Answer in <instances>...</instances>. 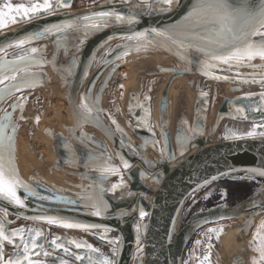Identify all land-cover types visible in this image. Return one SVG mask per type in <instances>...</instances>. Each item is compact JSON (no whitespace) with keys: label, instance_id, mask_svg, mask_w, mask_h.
I'll return each instance as SVG.
<instances>
[{"label":"water","instance_id":"1","mask_svg":"<svg viewBox=\"0 0 264 264\" xmlns=\"http://www.w3.org/2000/svg\"><path fill=\"white\" fill-rule=\"evenodd\" d=\"M7 1L11 0H0V2ZM17 1L35 2V0ZM72 1L70 0V7L60 8L54 14L40 15L30 21L18 19L15 23L10 22L7 27L0 29V47H5L31 33L40 32L50 25L78 20L93 12L115 10L126 16L134 13L140 14L131 24L109 20L107 26L100 30H90L85 33L77 26L68 30L66 34L47 33L32 40L30 44L24 45L23 48L5 47V51L0 52V57L8 61H13L18 56L28 55L25 49L30 50L34 47L40 51L31 54L36 57V62L32 63L30 68L31 73L35 75L29 76V79L35 82V86L23 87L20 91L13 90L10 94L0 96V117L5 115V111L11 114V124L7 127V132L14 137L15 164L19 171L17 137L22 128L21 122L30 120L39 125L43 121L39 115L27 112L28 105L32 104V92L39 89L46 90L48 85L55 84L56 80L62 87L70 84L68 100L72 122L64 121L60 127L46 123L44 133L54 142L56 154L54 169L60 171V168L64 167L65 172L73 176L81 173L88 174L92 177V190L89 191L90 188L81 182L69 183L70 180L68 181L70 185L64 186L67 188L50 186L41 172L33 167L27 178L20 176L36 190L34 195L27 193L24 189L20 190L22 198L27 196L25 206L19 207L8 201L0 200V220L4 221L6 231L10 232L23 227L26 229L24 233L26 238L28 237L27 229L41 231L43 235L39 238V242L43 244L44 250L52 254L50 257L43 255L38 257L46 261V264H60L56 257L67 260L68 264H70L69 260L65 256L75 259L65 254L63 249L50 246V241L60 237L58 243H64L71 252L84 254L87 250H78L74 245H69L67 241L72 239L87 241L84 234L88 231H91L90 233L100 242L117 249L116 254L113 253V248L109 249L111 253H106L105 248L96 247L87 241L100 250L94 256L99 258L102 254L114 264H131L141 240L144 245L141 264H183L186 247L193 236L208 225L225 221H241V229L249 235L253 228L254 218L264 213V182L260 191L233 205L221 204L198 211L191 217H188V211L184 208L191 195L200 192L213 182L238 179L239 174L252 177L246 170L264 168V138L236 139L230 138L229 135L230 132L243 135L254 124L264 123V113L255 111L264 103L260 97V94L264 93V83L260 82L264 79V60L257 57L252 61L257 65L256 67L218 64L205 69L202 61L208 58L195 49H190L186 55L182 56L174 46L153 40L146 49L141 47L137 50L136 42L128 40L133 32L163 28L176 23L192 7L195 0H173L169 12L144 10L143 0H104L98 4L91 0L89 7L80 10L72 9ZM148 2L153 5L154 9L163 6L160 0H148ZM151 39L150 36L149 40ZM126 45L128 47H125ZM157 54L163 56L161 61L153 57ZM164 58L170 59L164 60ZM131 63L139 64L137 68L139 74L153 73L154 76L167 75L171 78L160 99L158 98L160 93L157 95L152 93L155 89L156 78L151 80L146 91L136 86L128 89L125 105L131 119L128 123L129 138L126 140L127 133L118 134L116 131L117 125L119 129L123 128L121 124H115L105 116L111 109L106 107L104 97L109 93L111 82L116 80L119 67ZM238 74L239 79L236 78ZM21 75H23V66H21ZM180 76H197L228 87L216 105V113L208 133L211 108L208 100H210L211 91L202 92V87L197 83L196 77L188 81L191 89L198 90L195 94L191 116L182 114V124H177L176 117L174 128L171 126L167 89L171 81ZM222 76L229 78H218ZM8 83L9 81L6 80L5 84ZM3 86L0 85V88ZM202 93L207 95H202ZM85 95H88L92 101L98 102L97 107L100 110L93 113V116L98 119L92 117L84 119L78 115V105ZM7 99L11 100L10 104L3 108ZM21 101L23 107L14 106ZM239 108H243L244 112H237ZM23 115L25 119L21 121ZM153 118L155 125L152 123ZM13 125L17 126L15 131H13ZM91 129L97 130L101 136L92 133ZM220 130H223V134L217 137ZM185 134L187 140L182 148L181 137ZM132 135L139 137L141 142H134ZM157 137L162 140L161 146L163 147L160 149L163 150L164 155L153 156L148 153V148L159 151L155 147V143H158ZM208 142L212 144L207 146ZM29 145L33 148V143ZM193 148L195 150L192 153ZM124 160L129 163L128 168L123 167ZM106 163L116 166L118 171L108 175L102 181L99 169ZM168 165H170L169 168ZM166 168L168 171L164 174ZM124 171H128L130 177L129 180L123 181L125 187L118 188L117 194L108 191L107 189L115 184L113 178L120 177ZM225 173L227 174L224 175ZM213 176L218 178L207 185L197 187L203 185L206 179L211 180ZM146 178L156 184L160 183L159 189L155 190L147 185L144 182ZM253 178L264 180V177L259 175ZM101 186L105 189L102 195L109 205V210L106 214L95 216L92 215L90 201L87 197L99 195ZM43 197L52 198L43 199ZM141 208L147 213L143 218L139 216ZM181 211L180 227L173 238V225ZM38 216H53L101 227L65 228L59 223H49L46 219H34ZM13 217L20 218V220L22 218L24 221L17 222L13 220ZM146 218H148L147 222L144 221ZM141 222L146 227L142 234H138L137 225ZM53 225L64 230L81 231V239L62 233H53L54 237H50L48 232L56 230L52 229ZM112 231L119 233V238L116 239L118 244L110 242L113 240ZM96 232L105 234V238L102 239L99 234L95 235ZM22 247L23 244H20L21 249ZM3 248L6 259L14 258V253L17 251L14 245L6 242ZM245 248L243 243L239 253L241 256L235 252L231 258V264H248ZM111 254L113 257L110 256ZM78 262L81 264L80 261Z\"/></svg>","mask_w":264,"mask_h":264},{"label":"snow or ice","instance_id":"2","mask_svg":"<svg viewBox=\"0 0 264 264\" xmlns=\"http://www.w3.org/2000/svg\"><path fill=\"white\" fill-rule=\"evenodd\" d=\"M163 5L159 9H154L153 5L148 0H143L142 8L149 12L158 10L161 12L171 11L173 0H160ZM70 7V0H35L31 4H15L5 3L0 6V29L7 27L11 23L19 20H32L40 15L54 14L60 8ZM140 13L124 15L119 11H105L93 12L90 15H85L78 20L65 21L63 24H53L45 27L40 32L31 33L21 39L6 45L5 47L23 48L24 45L30 44L32 40L40 38L47 33L66 34L68 30L80 27L85 33L90 30H100L107 26V21L114 20L117 23L131 24L136 20ZM152 37L149 40V37ZM129 41L136 42L137 50L141 47L147 48L148 44L156 40L160 43H165L169 46H174L182 56L186 55L190 49H195L204 54L208 59L202 61L203 68H212L218 64L228 66H248L256 67L253 64L257 57L264 60V0H195V3L187 11V13L176 23L166 25L163 28L145 29L142 32H133L128 37ZM83 42L82 40L80 41ZM5 47H0V52L5 51ZM125 47H128L127 45ZM28 55L18 56L13 61H8L0 57V96L10 94L15 91H20L23 87L35 86V82L29 79V76H34L31 73V64L36 62V57L32 53L40 51L37 48L25 49ZM214 62V63H212ZM21 66H23V75H21ZM207 74V73H206ZM220 79H228L227 76L218 77ZM237 79L240 78L238 74ZM9 81L5 84V81ZM264 83V79L260 81ZM123 88V85H121ZM202 95H207L202 93ZM261 100L264 101V93L260 94ZM26 99V98H23ZM150 99V97H146ZM96 101H92L88 95H85L81 103L78 105V115L84 119L94 117L93 113L99 111ZM15 107H23V102H18ZM255 111L264 113V103ZM237 112L243 113L244 109L239 108ZM23 118V117H22ZM39 121V117L36 118ZM113 123H116L113 120ZM11 124V114L5 111V115L0 117V200L8 201L19 207L25 206L27 196L22 198L20 190L24 189L27 193L36 194L35 188L27 181L23 180L18 168L15 164L14 156V137L7 132V127ZM15 131V125L12 126ZM119 129V125H117ZM259 130V131H258ZM122 131V130H121ZM230 138L243 139L245 137L264 138V123L254 124L253 127L243 135H237L230 132ZM187 140L186 134L181 137V147L185 146ZM163 151V150H162ZM174 158V157H173ZM123 160V157L121 158ZM111 158L109 157V161ZM123 167L128 168L129 163L124 160ZM99 171L101 172L100 179L103 181L108 175L117 172L118 168L108 163L101 165ZM235 171V169H233ZM249 176L254 177L259 175L264 177V168H252L246 170ZM225 173L224 175H226ZM143 175V174H142ZM218 177L213 176L211 180H205L202 187L216 180ZM125 187L121 178V182L113 184L108 191L115 193L118 188ZM92 189L90 188L89 191ZM105 189L100 187V194L89 196L92 215L101 216L106 214L109 210V205L105 201L102 193ZM131 195V193H130ZM52 197H43V199H51ZM75 201H73L74 203ZM6 215V213H5ZM147 213L143 208L139 211L141 218L145 217ZM34 219L47 220L49 223H59L65 228H98L100 225L83 224L80 222H72L67 219L53 217V216H38ZM145 225H137V233H139ZM26 229L23 227L13 229L10 232L6 231L4 221L0 220V264H46V261L39 259L41 255L50 257L52 254L44 250L43 244L39 242V238L43 233L36 229H27L28 237L24 233ZM107 231V229H105ZM210 232H215L217 238L223 231L220 229H210ZM104 238V237H102ZM60 237L54 238L50 241V246L55 249H63L67 255L74 257L81 264H114L108 257L100 255L99 258L94 256L100 252L99 249L87 243V241H77L75 239L67 241L69 245H74L78 250H87L84 254L78 252H71L64 243H58ZM208 248L211 249V237H208ZM12 244L17 251L14 253V258H5L4 244ZM113 244H118V240L110 241ZM197 244L200 241L196 242ZM253 244L256 245V251L259 253L258 258L253 259V264H264V222H261L254 235ZM20 244H23L22 249ZM39 250V251H38ZM117 249L113 248V253L116 254ZM36 257V258H34ZM60 264H68V261L61 258ZM200 264H211V252L203 257Z\"/></svg>","mask_w":264,"mask_h":264},{"label":"rangeland","instance_id":"3","mask_svg":"<svg viewBox=\"0 0 264 264\" xmlns=\"http://www.w3.org/2000/svg\"><path fill=\"white\" fill-rule=\"evenodd\" d=\"M103 1L104 0H92V2L95 4H98L99 2H103ZM5 3H12L13 5L24 3L27 5V4H31L34 2L33 1L25 2V1L11 0V1H7V2H0V6L4 5ZM150 64H152V63H150ZM127 65H129V64H127ZM138 66H139V64L134 66V68H132V69H130L128 66H125L121 70V74L123 76V79L119 84H117V88H115L116 92L114 93V97H113L114 100H119L121 103L125 102L127 92H128V88H132L133 86H136L140 90L145 91L146 88L148 87L150 80L155 78V77H158V76H154L153 73H149V74L137 73ZM165 82H166L165 79L161 80V84L155 90L157 92L155 95L160 93L161 89L163 88L162 85ZM210 82H211L210 83L211 85L210 84L205 85L202 87L201 90H202V92L207 90L208 92L211 91V93H212L210 100H208V101L211 105V108H210L211 114L210 115H211V118H213L215 115V114L213 115V112L215 111L216 105L220 101V97H219V92H217L218 87L216 85H213V87L209 88V86H212V83L215 84L212 81H210ZM121 85H123V88H121ZM50 86H51V89L50 88L46 89V90L39 89V90L32 92L31 100H32L33 105L34 104L36 105L37 102H42V101H43V103L45 102V104H47V105L44 108L39 107L38 110L33 109L32 104L28 105V111L27 112L29 114H37L39 116L46 117L47 108H48L47 106L51 102L50 100L52 99V97H55L54 102L57 100L56 101L57 104H59L61 107L62 106L63 107L65 106V108L67 107V103L62 100L64 90H65V92H67L65 87H62L64 89L63 90L62 88H60L58 85H55V84H52ZM188 86L190 87L189 82H188ZM190 89H191V87H190ZM192 90L195 91V94L198 91L196 88L192 89ZM182 91H183V93H182ZM107 97H106L105 101H106V104H109L110 103L109 98H107ZM173 97L177 98L176 99L177 107L180 110V113L177 116V121H176L177 124L179 125V124H182V122H183L182 117H181L182 114H184L185 116L187 115L189 117L192 114L191 104L188 100V90L184 89V88L183 89L176 88L174 93H173ZM10 101H11L10 99H7L3 105V108L8 107L10 104ZM125 107H126V105H125ZM49 109L50 110H48L49 111L48 117H46V119H44L39 125H36L34 122H32L30 120H26V121L21 122L22 128H21L19 135L17 137L18 138L17 158H18L20 166H21V168L25 174L28 175L31 172L30 163L32 161H34L39 165V167L44 172H46V173L51 172V176L53 174L54 179L59 180L62 176H67V175L59 173V172H55L53 167H52L53 166L52 165L53 153L51 152V150L54 151V145L51 146V143L49 141H51L53 144H54V142L51 138H49L45 135L44 129L46 126L45 124L47 122L49 123L50 126H56L58 124V122L56 120L52 119L53 116H55L53 114L54 110H52L51 108H49ZM125 111L127 113V109H125ZM22 117H21V121L25 119L24 115ZM65 119H66V113H65ZM67 120H64V121L68 122ZM209 128H210V126H209ZM221 134H223V130H220L219 134H217V137H220ZM30 143H33V148L30 147V145H29ZM159 151H161V152H159ZM159 151L156 154L154 153L153 156L164 155V153H162L163 151L161 149H159ZM44 156H45V158H47L46 160H43ZM31 165H32V163H31ZM164 171H165L164 174H166L168 169H164ZM69 175L73 176L71 174H69ZM238 177H239L238 179H229V180H234V181L237 180V182H246L248 184V186L250 187L249 188L250 190L248 193L243 194L242 192H239L240 189L236 183H227L226 185L222 186L221 189H219V190H218V188L210 189L202 197H200V198L196 197L194 201H191L193 203L190 206H188L187 208H184L185 211H188V217H191L193 214H195L198 211L205 210V209H208V208H211L214 206H218L221 204H227V205H233V203L236 204V203L248 198L253 193L260 191L263 188V182L264 181H261L258 178L248 177L250 180L255 181V182H252V181H248V180L240 181L244 178V174H239ZM121 178L123 181L129 180L130 177L128 175V171H124L123 175H120V177L113 178L114 183L117 184L116 182L121 181ZM146 180H149V178H146L145 181ZM150 182L154 183L152 180H150ZM67 185L69 186L70 184L67 183ZM153 187L155 189L157 188V186H153ZM115 193L117 194L118 191H116ZM147 200H149V198H147ZM197 201H201V203H200L201 206L198 205ZM181 216H182V211L178 215L177 224H176V231H175L176 234H177L179 227H180ZM13 220L20 222L22 220V218L20 220V218L13 217ZM147 220H148V218L144 219L145 222H147ZM22 221H24V219ZM261 222H264V213L260 214L254 218L253 227H255L257 229L259 227V225L261 224ZM141 224H142V222L140 223V225ZM241 227H242V222L239 220H234V221H225L222 223L213 224L209 227L202 229L195 236V238L192 241V243L190 244V246H188V249H187V251L183 257V264H200V261L203 259V257L205 255L208 254L209 251L211 252V264H231L230 260L233 257V255L235 254V252L239 248H241L240 246H242L243 243H245V244L249 243V238L245 235V233L241 229ZM220 228L223 229V231L219 234V238H220L219 240L221 241V239H222L224 241L223 249L221 250L222 256L224 259L221 258V255L218 254L215 250V247H217V246L221 247V242L218 240L215 232L209 231L210 229H220ZM52 229H56L59 231L64 230L62 228H59L56 225H53ZM143 230H144V228H142V230L138 234H142ZM208 237H211V241H210L212 244L211 249L208 248V243H209ZM215 239L218 241V243L219 242L220 243L218 244ZM197 241H200V243L197 244L196 243ZM143 246L144 245H143V242L141 240V242L137 246V253H136L135 257L133 258V261L131 264H141V259L143 258L142 256H143V251H144ZM251 250H253L252 247H251ZM254 258H257L256 254H254Z\"/></svg>","mask_w":264,"mask_h":264},{"label":"flooded vegetation","instance_id":"4","mask_svg":"<svg viewBox=\"0 0 264 264\" xmlns=\"http://www.w3.org/2000/svg\"><path fill=\"white\" fill-rule=\"evenodd\" d=\"M68 54H66V56H67ZM156 60H158V61H161L162 59H163V56L162 55H159V54H157V55H155V56H153ZM170 58H168V59H166V58H164V60H169ZM256 61H258V60H256ZM142 63V62H141ZM137 64L136 63H131V65L129 64V65H127V64H123L122 66H120L119 67V69L117 70V77H116V80L113 82H111V86H110V88H109V93H108V95H106L105 97H104V103H105V105H106V107L107 108H109V109H111V111L109 112V113H106L105 114V116L107 117V119H109L111 122H113V120H116V123H120L121 124V126L123 127V128H121V129H117L116 131H117V133L119 134V133H123V134H126L127 133V137H125L126 138V140H128V138H129V133H130V128H129V126H128V123H129V120L131 119L130 118V115L128 114V112L126 113V111H125V109H126V107H125V102H126V100H125V102H120L119 100H114V93L116 92L115 91V88H117V84H119L121 81H122V79H123V76H122V74H121V70L125 67V66H128L130 69H132V68H134V66H136ZM194 77H196V79H197V83L201 86V87H203V86H205V85H209L211 82H209V81H207L206 79H203V78H201V77H197V76H194ZM194 77H188V76H180V77H175L172 81H171V83H170V86H169V89H167L168 91H167V97H168V100H167V102L169 103V111H170V113H171V126H172V128H174V124H175V121H176V118L175 117H177L178 115H179V113H180V110L178 109V107H177V101H176V99L177 98H174L173 97V93H174V91H175V89L176 88H181V89H187L188 90V100H189V102H190V104H191V108H193V104H194V102H195V97H196V95H195V91L194 90H192V89H190V87L188 86V81L190 82L191 81V79H193ZM157 80H156V84H155V89L153 90V95H155L157 92L155 91L156 90V88L161 84V80H163V79H165L166 80V82L165 83H163V88L161 89V91H160V95H159V99L162 97V95H163V92L165 91V89L167 88V86H168V82H169V80H170V76H167V75H165V76H163V77H161V76H158V77H155ZM152 80V79H151ZM151 80H150V82H149V84H151ZM58 82V80H56L55 81V85H58L60 88H62V85H60V84H56ZM209 82V83H208ZM54 84V83H53ZM211 85V84H210ZM213 85H216L218 88H217V92H219V97H221V96H223V94L225 93V91L227 90V88L228 87H226L225 85H223V84H218V83H215V84H213L212 83V86H209V88H211V87H213ZM69 86H70V84H68L67 86H64L65 87V89H66V91L67 92H65V90H64V92H63V97H62V100L64 101V102H66L67 103V107L65 108V106L63 107H61L59 104H57V100L54 102V100H55V97H52V99L50 100L51 102L49 103V105L47 106L48 108H47V115H46V117H48V113H49V111L48 110H50L49 108H51L52 110H54V115L55 116H53V118L52 119H54V120H56L57 122H58V124L56 125V126H58V127H60L61 126V124L64 122V120H67V121H69V122H72V116H71V107H70V103H69V100H68V98H69ZM51 89V86H50V84L48 85V89ZM129 89V88H128ZM147 89V88H146ZM214 89V88H213ZM146 91V90H145ZM182 93H183V91H182ZM212 94V93H211ZM108 96V97H107ZM17 96H15V98H16ZM106 97L107 98H109V104H106ZM15 98L13 99V100H15ZM158 99V100H159ZM220 100H221V98H220ZM32 101V100H31ZM153 101H154V99H153ZM32 105H33V103H32ZM46 105L47 104H45V102L43 103V101L42 102H37V104L35 105H33L32 106V108L33 109H35V110H38L39 109V107L41 108H44V107H46ZM65 113H66V119H65ZM216 113V108H215V111L213 112V115ZM211 112L209 113V118H208V127H207V133L209 132V130H210V128H209V126H210V124H211V122H212V120H213V118H211ZM43 120L44 119H46V117H43V116H40ZM48 123V122H47ZM60 123V124H59ZM115 123V124H116ZM152 123H153V125H155V122H154V118L152 119ZM242 124V123H241ZM46 125V124H45ZM122 130V131H121ZM91 131H92V133H94V134H98L99 135V132L97 131V130H95V129H91ZM99 136H101V135H99ZM130 137H131V135H130ZM132 138H133V141L134 142H137V143H140L141 142V140L139 139V137H137L136 135H132ZM174 138H175V135H174ZM157 141H158V143H155V147L157 148V150H159L161 147H163V145L161 146V138L160 137H157ZM50 143H51V146H53V143L51 142V141H49ZM108 143V142H107ZM210 144H212V142H208L207 143V145H210ZM110 145V144H109ZM111 146V145H110ZM174 146H175V148H176V143H175V140H174ZM194 149V148H193ZM192 149V150H193ZM191 150V151H192ZM51 152L53 153V157H52V167H53V169H54V162H55V159H56V155H55V152L53 151V150H51ZM148 153L150 154V155H153L154 153L156 154L157 152H156V149H153V148H148ZM47 158H45V156L43 157V160H46ZM17 163H18V165H19V175L20 176H23V177H25V178H27L28 176H29V174L27 175V174H25L24 172H23V170H22V168H21V166H20V163H19V161H18V158H17ZM31 163H32V165H31ZM30 163V166H31V171H32V168L34 167V168H36V169H38L40 172H41V174L47 179V181H48V183H49V185L50 186H61V187H64V186H68L67 185V183H68V181H69V183L70 182H81L82 184H84V185H87L88 186V188H91L92 186H93V181H92V177L91 176H89L88 174H86V173H81L80 175H78V176H70L67 172H65L66 171V168H64V167H62V168H60L61 170L60 171H62V172H60V171H57V170H55L54 169V171L55 172H59V173H62V174H65V175H67V176H62L59 180H55L54 179V176H53V174H52V176H51V172H48V173H46V172H44L40 167H39V165L36 163V162H34V161H32ZM138 163V162H137ZM136 163V164H137ZM43 164V163H42ZM168 167H170V165H168ZM69 179V180H68ZM259 180H261V181H264L263 179H261V178H258ZM68 180V181H67ZM246 181V180H248V181H252V180H250L248 177H244L242 180H240V181ZM67 181V182H66ZM147 185H149V186H151V185H153V184H155V183H152V182H150V180H146V181H144ZM252 182H255V181H252ZM227 183H239V182H237V180L236 181H234V180H229V179H223V180H219V181H215V182H213L212 184H210L209 186H207V187H205V188H203L200 192H197V193H194L193 195H191V197L189 198V200H188V202H187V204H186V206H185V208H187L188 206H190L193 202H191V201H194L195 200V198L196 197H198V198H200V197H202L206 192H208L210 189H215V188H218V190L219 189H221V187L222 186H224V185H226ZM64 188H67V187H64ZM217 190V191H218ZM197 198V199H198ZM198 202V205L199 206H201V201H197ZM196 202V203H197ZM234 204V203H233ZM213 225V224H212ZM209 226H211V225H208V226H206V227H209ZM206 227H204V228H206ZM203 228V229H204ZM202 230V229H201ZM200 230V231H201ZM199 231V232H200ZM256 231H257V229L255 228V227H253L252 229H251V232H250V234L249 235H247V234H245L248 238H249V243H247V244H245L244 243V246L246 247L245 249V252H246V261H247V263L248 264H253V259H254V254H256L257 255V258L259 257V253L256 251V245L255 244H253L252 243V241H253V238H254V235H255V233H256ZM91 231H88V233L87 234H84V236L86 237L85 239L88 241V242H90L91 244H93L94 246H96V247H99V248H105V252L106 253H111L110 252V250L109 249H111V248H113L111 245H107V244H104V243H102V242H100L97 238H95V236H93L91 233H90ZM198 232V233H199ZM49 233V235L48 236H50V237H54V235H53V233H62V234H66V235H69V236H72V237H76V238H80L81 239V231H71V230H51L50 232H48ZM197 233V234H198ZM95 235L96 234H99V236L102 238V237H104L105 238V234H100V233H98V232H96V233H94ZM196 234V235H197ZM195 235V236H196ZM80 236V237H79ZM195 236H193V238L189 241V244L187 245V247H186V250H185V253H186V251H187V249H188V246H190V244L192 243V241L194 240V238H195ZM97 237V236H96ZM111 238L112 239H118L119 238V233L118 232H116V231H112V233H111ZM103 239V238H102ZM216 240V239H215ZM217 241V240H216ZM221 247H215V250H216V252L218 253V254H220L221 255V258H223V256H222V249H223V245H224V241L221 239ZM219 242V243H220ZM217 243H218V241H217ZM218 243V244H219ZM220 246V245H219ZM241 247V246H240ZM251 247H252V249L253 250H251ZM107 249V250H106ZM241 251H240V248L236 251V254L238 255L239 253H240ZM184 253V254H185ZM240 255V254H239ZM64 256V255H63ZM111 257H113V254H111L110 255ZM241 256V255H240ZM65 258H67L68 260H69V263L70 264H80L78 261H76L75 259H73V258H70V257H67V256H65ZM224 259V258H223ZM230 262H231V260H230Z\"/></svg>","mask_w":264,"mask_h":264},{"label":"built area","instance_id":"5","mask_svg":"<svg viewBox=\"0 0 264 264\" xmlns=\"http://www.w3.org/2000/svg\"><path fill=\"white\" fill-rule=\"evenodd\" d=\"M83 3H85L86 5H83ZM90 5H91V0H73L72 1V9L73 10L84 9V8L89 7Z\"/></svg>","mask_w":264,"mask_h":264},{"label":"bare ground","instance_id":"6","mask_svg":"<svg viewBox=\"0 0 264 264\" xmlns=\"http://www.w3.org/2000/svg\"><path fill=\"white\" fill-rule=\"evenodd\" d=\"M83 5H86L85 3H83ZM82 5V6H83ZM86 7V6H85ZM85 9V8H84ZM56 84H59V82H57ZM211 145V144H210ZM210 145H207V146H210ZM194 150L195 149H193L191 152L193 153L194 152ZM169 168V167H168ZM167 169V168H166ZM153 186H157V188L155 189ZM150 187H152L153 189H155V190H158L159 189V187H160V183H158V184H153V185H151ZM182 217V216H181ZM177 219H178V216H177V218H176V220H175V223H174V225H173V231H172V236H173V238L176 236V233H175V231H176V224H177Z\"/></svg>","mask_w":264,"mask_h":264},{"label":"trees","instance_id":"7","mask_svg":"<svg viewBox=\"0 0 264 264\" xmlns=\"http://www.w3.org/2000/svg\"><path fill=\"white\" fill-rule=\"evenodd\" d=\"M237 185L240 189L239 192H242L243 194L248 193L250 190L249 189L250 187L248 186V184L246 182H239V183H237Z\"/></svg>","mask_w":264,"mask_h":264}]
</instances>
